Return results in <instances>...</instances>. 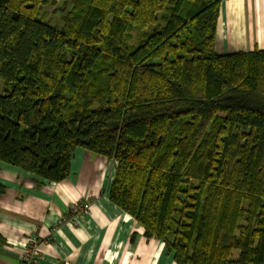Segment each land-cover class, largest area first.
Here are the masks:
<instances>
[{
    "label": "trees",
    "instance_id": "16d2710c",
    "mask_svg": "<svg viewBox=\"0 0 264 264\" xmlns=\"http://www.w3.org/2000/svg\"><path fill=\"white\" fill-rule=\"evenodd\" d=\"M220 1L0 0V163L103 156L178 264H264V49L215 51Z\"/></svg>",
    "mask_w": 264,
    "mask_h": 264
},
{
    "label": "crops",
    "instance_id": "0c3cea01",
    "mask_svg": "<svg viewBox=\"0 0 264 264\" xmlns=\"http://www.w3.org/2000/svg\"><path fill=\"white\" fill-rule=\"evenodd\" d=\"M218 9V54L264 49V0H221ZM74 151L71 173L59 182L38 183L0 163V264H15L29 236L38 239V264H178L109 199L115 163ZM78 202L89 206L73 217L68 212Z\"/></svg>",
    "mask_w": 264,
    "mask_h": 264
},
{
    "label": "built area",
    "instance_id": "2783aa9c",
    "mask_svg": "<svg viewBox=\"0 0 264 264\" xmlns=\"http://www.w3.org/2000/svg\"><path fill=\"white\" fill-rule=\"evenodd\" d=\"M87 202H78L71 206L70 213L71 216L77 217L82 216L84 211L88 208ZM66 220V218L59 219V223ZM36 236H29L27 243L22 248V250L19 251L17 262L15 264H38L40 259V252L37 251V240Z\"/></svg>",
    "mask_w": 264,
    "mask_h": 264
},
{
    "label": "rangeland",
    "instance_id": "374dc122",
    "mask_svg": "<svg viewBox=\"0 0 264 264\" xmlns=\"http://www.w3.org/2000/svg\"><path fill=\"white\" fill-rule=\"evenodd\" d=\"M46 9L49 11V10H51V9H52V6H47V7H46ZM54 15L56 16V15H57V13H55ZM48 16H49V15H48ZM50 17H51V16H50ZM52 17H53L54 19H56V20H57L59 16H56V17L52 16ZM131 43H132V44H131ZM131 43H130V45H136V44L138 43V41H137V40H135V37H134V39H133V42H131Z\"/></svg>",
    "mask_w": 264,
    "mask_h": 264
}]
</instances>
